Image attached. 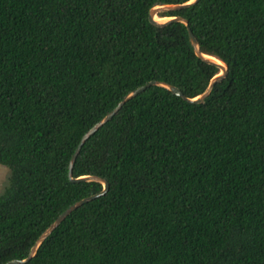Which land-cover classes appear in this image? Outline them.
<instances>
[{"label": "trees", "instance_id": "trees-1", "mask_svg": "<svg viewBox=\"0 0 264 264\" xmlns=\"http://www.w3.org/2000/svg\"><path fill=\"white\" fill-rule=\"evenodd\" d=\"M188 0H0V264L25 259L70 205L81 137L150 81L185 97L219 68L187 26ZM181 16L227 66L202 103L150 85L82 145L71 176L106 192L22 264H264V0H198Z\"/></svg>", "mask_w": 264, "mask_h": 264}, {"label": "water", "instance_id": "water-1", "mask_svg": "<svg viewBox=\"0 0 264 264\" xmlns=\"http://www.w3.org/2000/svg\"><path fill=\"white\" fill-rule=\"evenodd\" d=\"M198 0H194V2L189 3L184 2V3H179V4H157L154 5L153 7L150 8L149 13H148V19L149 21L154 24V25H164L170 21H179L184 23L187 26V30H188V34H189V38H190V42L193 46L194 49V53L200 57L201 59H203L204 61L215 65L216 67L219 68V73L217 75H215L209 82L208 86L206 87V89L204 90L203 93H201L198 96H195L193 98H188L185 97L182 92L169 84L163 83V82H158V81H150L145 85H142L136 89H134L133 91H131L130 93H128L111 111L110 113L106 114L99 122H97L96 124H94L80 139L79 143L77 144L71 158L69 161V165H68V177L71 181L73 182H77V181H96V182H100L103 185V189L102 191H100L99 193L87 196L85 198H82L80 200H78L77 202L73 203L72 205H70L67 209H65L55 220L52 224H50V226H48V228L39 236V238L36 240V242L34 243V245L32 246V248L30 249V252L28 254V256L25 259L22 260H17V259H13L10 260L4 264H22L25 263L27 261H29L31 259V257H33L36 253L37 248L39 247V245L41 244V242L60 224V222L62 220L65 219V217L67 215H69L73 210H75L78 206L82 205L83 203L92 200L102 194H104L106 192V190L108 189V183L103 180L102 178L98 177V176H89V175H85V176H80L78 178H73L71 176V170H72V166L73 163L75 161V158L77 156V154L80 151V148L82 147V145L85 143V141L92 135L94 134L98 128H100L105 122H107L108 120H110L113 115L115 113L118 112V110L121 108V106L131 97H134L136 95H138L139 93H141L142 91H144L147 87H149L150 85H158L161 87H164L168 90H170L172 93H174L175 95H178L180 97H182L184 100H186L187 102L190 103H202L204 102V99L209 95L213 85L215 83L220 82L227 74V66L226 64L221 61L220 59H218L215 56H211V55H206L203 54L200 49H199V44L198 41L196 40L195 36L192 34L191 30L188 27V22L186 19H184L181 16H171V17H159L158 14L159 13H163V12H170V11H177V10H181L183 8H186L192 4H194L195 2H197ZM156 17L158 18H166V20L164 21H159L156 19ZM214 58L217 60L215 61Z\"/></svg>", "mask_w": 264, "mask_h": 264}, {"label": "rangeland", "instance_id": "rangeland-1", "mask_svg": "<svg viewBox=\"0 0 264 264\" xmlns=\"http://www.w3.org/2000/svg\"><path fill=\"white\" fill-rule=\"evenodd\" d=\"M9 170L0 164V192L8 183Z\"/></svg>", "mask_w": 264, "mask_h": 264}, {"label": "bare ground", "instance_id": "bare-ground-1", "mask_svg": "<svg viewBox=\"0 0 264 264\" xmlns=\"http://www.w3.org/2000/svg\"><path fill=\"white\" fill-rule=\"evenodd\" d=\"M156 19L159 20V21H164V20H166V18H158V17H156ZM214 60L217 61L215 58H214Z\"/></svg>", "mask_w": 264, "mask_h": 264}, {"label": "snow or ice", "instance_id": "snow-or-ice-1", "mask_svg": "<svg viewBox=\"0 0 264 264\" xmlns=\"http://www.w3.org/2000/svg\"><path fill=\"white\" fill-rule=\"evenodd\" d=\"M188 2H189V3H192V2H194V0H188Z\"/></svg>", "mask_w": 264, "mask_h": 264}]
</instances>
